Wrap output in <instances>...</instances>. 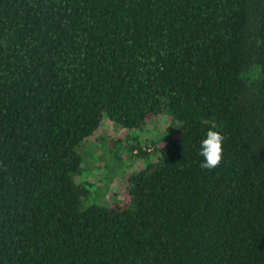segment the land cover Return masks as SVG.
Instances as JSON below:
<instances>
[{
  "label": "trees",
  "instance_id": "obj_1",
  "mask_svg": "<svg viewBox=\"0 0 264 264\" xmlns=\"http://www.w3.org/2000/svg\"><path fill=\"white\" fill-rule=\"evenodd\" d=\"M104 117L123 203L77 151ZM0 264H264V0H0Z\"/></svg>",
  "mask_w": 264,
  "mask_h": 264
},
{
  "label": "rangeland",
  "instance_id": "obj_2",
  "mask_svg": "<svg viewBox=\"0 0 264 264\" xmlns=\"http://www.w3.org/2000/svg\"><path fill=\"white\" fill-rule=\"evenodd\" d=\"M101 124L100 130L80 144L77 151L83 157L89 179L101 188L102 202L123 203L129 191L128 175L145 162L134 156V151H126L124 143L120 142L125 138L126 129L116 126L106 117ZM168 126L169 119L163 114L145 124L138 135L143 144L149 146L150 140L160 137ZM113 143L117 146L113 147ZM112 147L117 148L119 156H115Z\"/></svg>",
  "mask_w": 264,
  "mask_h": 264
},
{
  "label": "clouds",
  "instance_id": "obj_3",
  "mask_svg": "<svg viewBox=\"0 0 264 264\" xmlns=\"http://www.w3.org/2000/svg\"><path fill=\"white\" fill-rule=\"evenodd\" d=\"M223 135L209 129L200 140L198 155L202 157L201 168L212 170L218 167L223 158Z\"/></svg>",
  "mask_w": 264,
  "mask_h": 264
}]
</instances>
